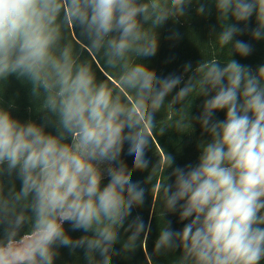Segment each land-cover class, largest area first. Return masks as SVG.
<instances>
[{
    "label": "clouds",
    "instance_id": "obj_1",
    "mask_svg": "<svg viewBox=\"0 0 264 264\" xmlns=\"http://www.w3.org/2000/svg\"><path fill=\"white\" fill-rule=\"evenodd\" d=\"M193 7L215 10L228 58L160 76L145 63L159 30ZM245 34L264 41V0H0V85L30 86L41 115L21 121L0 98V264H56L63 248L80 264L138 249L146 260L179 253L175 264H261L264 64L234 58L254 51ZM165 106L177 117L167 124ZM197 124L195 163L154 151L168 128ZM149 197L160 202L151 253L152 223L138 211Z\"/></svg>",
    "mask_w": 264,
    "mask_h": 264
},
{
    "label": "trees",
    "instance_id": "obj_2",
    "mask_svg": "<svg viewBox=\"0 0 264 264\" xmlns=\"http://www.w3.org/2000/svg\"><path fill=\"white\" fill-rule=\"evenodd\" d=\"M254 26V20H253ZM219 26L217 24L216 13L213 9L212 13L207 17L197 16L195 7L189 10L188 16L182 19L179 23L174 24L171 20L166 22L164 27L159 30V49L154 57L145 61L151 68L157 71L160 76H166L169 73L179 74L182 71V65L186 62H191L195 67L202 60L219 59L222 62L228 58L227 49L221 48L218 41L213 36L218 33ZM173 32L180 34L178 39H169ZM245 41H250L254 46L253 53L248 57L234 56L242 64L251 65L253 69L264 64V41H251L248 34L238 37ZM86 55V54H85ZM100 62L97 61L95 67H99ZM99 75V73H98ZM100 79H109L108 76H99ZM111 79L114 80V77ZM0 98L3 100L5 107H11L12 115L21 121L33 119L37 123L41 122V115L37 112V105L33 102L30 96V86L24 84L16 77H10L5 85H0ZM170 99V97H169ZM191 99V98H190ZM202 98H197L191 108V114L197 115L200 111ZM223 113H218L219 118H223ZM157 118L164 124L177 119L175 115L167 110V106L161 110ZM51 130V129H49ZM190 129L178 130L174 127L168 128L165 135L156 136L154 140V151L160 152L168 150L176 156V162L179 165L187 163H195L197 161L198 141L206 137L201 136L199 125H195V131L191 134ZM152 157V153H149ZM129 166H131V158H127ZM146 173H136L133 179H143ZM19 187V182H17ZM151 205V207H150ZM146 221L151 220L152 233L148 237V252H152V242L156 238L157 229L159 227L160 202L149 197L148 204L144 208L138 210ZM173 221V226L176 228L182 227L176 222V217H169ZM66 227H68L66 225ZM73 237L81 235L80 232L71 233ZM119 247V245H117ZM179 253L168 255H156L153 253L151 259L146 260L145 254L141 250H137L127 259L120 257L114 258L113 264H175ZM82 257V252H81ZM56 264H80V258L71 254L69 249H61V256L56 261ZM264 264V261L261 262Z\"/></svg>",
    "mask_w": 264,
    "mask_h": 264
}]
</instances>
